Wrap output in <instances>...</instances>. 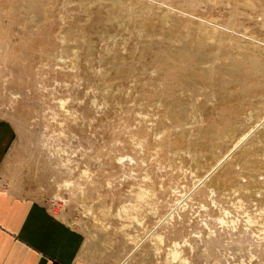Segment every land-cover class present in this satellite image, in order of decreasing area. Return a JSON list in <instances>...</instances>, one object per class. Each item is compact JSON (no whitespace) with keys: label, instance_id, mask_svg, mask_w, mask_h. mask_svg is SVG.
Segmentation results:
<instances>
[{"label":"rangeland","instance_id":"1","mask_svg":"<svg viewBox=\"0 0 264 264\" xmlns=\"http://www.w3.org/2000/svg\"><path fill=\"white\" fill-rule=\"evenodd\" d=\"M2 118L112 264H264V0H0Z\"/></svg>","mask_w":264,"mask_h":264},{"label":"crops","instance_id":"2","mask_svg":"<svg viewBox=\"0 0 264 264\" xmlns=\"http://www.w3.org/2000/svg\"><path fill=\"white\" fill-rule=\"evenodd\" d=\"M16 131L0 119V264H112L95 241L40 198L3 183L4 165Z\"/></svg>","mask_w":264,"mask_h":264}]
</instances>
